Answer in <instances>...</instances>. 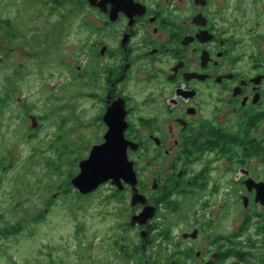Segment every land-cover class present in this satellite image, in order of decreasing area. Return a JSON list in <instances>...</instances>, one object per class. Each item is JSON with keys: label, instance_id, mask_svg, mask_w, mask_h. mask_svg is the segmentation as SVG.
<instances>
[{"label": "rangeland", "instance_id": "374dc122", "mask_svg": "<svg viewBox=\"0 0 264 264\" xmlns=\"http://www.w3.org/2000/svg\"><path fill=\"white\" fill-rule=\"evenodd\" d=\"M236 16L239 49L260 40L264 50V0L247 3ZM244 25L249 28H241ZM102 28V15L75 3L65 7L52 0H0V264H138L130 253L139 245L143 227L131 226L140 207L132 206L130 189L114 197L117 188L103 185L80 197L70 183L105 130L96 117L102 113L106 67L112 61L100 55V49L102 43L116 48L118 34L109 29L104 41ZM93 41L97 52L87 58ZM124 87L136 117H149L162 106L155 105L161 92L150 71L131 77ZM173 160L181 166V158L156 161L152 153L138 158L137 188L151 195L153 178H158L160 191L173 190L167 181L172 173L159 167L171 168ZM222 184L221 202L227 192L225 180ZM64 188L71 193H63ZM188 198L192 205L187 208H196L201 221L210 220L215 207L199 204L204 198L199 191L187 197L174 189L176 210L160 205L149 222L156 230L149 232L155 243L146 249L147 257L157 251L163 257L185 253V217L194 219V212L185 215ZM151 199L155 201L156 194ZM242 220L241 207L232 203L217 218L216 233L222 237L214 235V245H228L223 237L239 229ZM18 225L22 228L16 234L5 233L4 228ZM252 225L240 239L235 237L236 245H261ZM163 229L171 231L168 240L159 234ZM209 240L202 237L198 245ZM178 258L185 264L183 254Z\"/></svg>", "mask_w": 264, "mask_h": 264}, {"label": "flooded vegetation", "instance_id": "af4514ba", "mask_svg": "<svg viewBox=\"0 0 264 264\" xmlns=\"http://www.w3.org/2000/svg\"><path fill=\"white\" fill-rule=\"evenodd\" d=\"M52 1L65 7L75 3L102 15L104 41L109 29L118 34L116 48L101 45L100 55L112 61L106 67L108 86L102 113L96 117L105 130L102 140L88 151L105 142L109 128L103 116L114 102L124 101L125 139L137 147L128 148L135 166L138 158L150 153L156 161L181 158V166L178 160H173L171 168L159 166L172 173L167 181L173 190L185 191L187 197L199 191L204 198L198 203L215 207L210 220L201 221L196 208H187L192 205L189 198L185 202V215L194 212L193 220L185 217V243H189L182 253L185 264H264V206L256 202V185L264 184V50L259 48L260 40L256 41L259 45L253 42L249 49H239L236 16L253 0ZM89 48L87 58L97 52V43L93 41ZM145 71L159 80L161 94L156 96L155 105L162 106L149 117H136L124 83ZM92 73L96 74L95 68ZM157 180L153 178L156 185L151 194H156L155 201L138 189L159 212L163 204L156 203L165 191H160ZM223 180L227 192L221 202ZM107 185L113 187L111 182ZM129 189L132 193L131 186L125 185L124 190ZM236 202L241 207L242 223L236 231H226L228 236L223 238L228 245L217 241L216 246L213 236L222 237L216 233L217 218ZM139 207L141 213L143 207ZM252 223L261 245L255 241L249 247L236 245L235 237L240 239ZM152 227L150 224L147 230ZM202 237L210 240L198 245Z\"/></svg>", "mask_w": 264, "mask_h": 264}, {"label": "water", "instance_id": "95a60500", "mask_svg": "<svg viewBox=\"0 0 264 264\" xmlns=\"http://www.w3.org/2000/svg\"><path fill=\"white\" fill-rule=\"evenodd\" d=\"M103 121L109 128L104 137L105 142L92 147L89 156L80 162L79 172L72 177L70 183L82 196L96 192L109 182L119 191H123L125 185L131 186L132 206L142 205L143 207L141 213L132 216L131 226L143 227L140 235L146 239L145 250L149 235L147 227L149 222L155 218L157 207L148 205L147 197L141 194L137 188L138 177L135 163L128 156L129 146L133 149L137 147L125 139V130L128 125L125 122L124 101L114 102L103 116ZM37 127L38 123L34 117L33 128ZM256 187V202H260L264 206V184L256 185ZM189 236L195 238L194 234ZM182 237L185 239L188 236L184 233Z\"/></svg>", "mask_w": 264, "mask_h": 264}, {"label": "trees", "instance_id": "16d2710c", "mask_svg": "<svg viewBox=\"0 0 264 264\" xmlns=\"http://www.w3.org/2000/svg\"><path fill=\"white\" fill-rule=\"evenodd\" d=\"M111 82H112V80H111ZM9 166H11V165H9ZM72 176L73 175H70L69 181H70ZM164 191H165V194H164L163 198L160 199V201L158 203H156V205H159L160 203H162V204H165L168 209L176 210L177 204L175 203V200L172 199L173 190H168V188H165ZM115 192L116 193L113 195L114 197L120 191L118 189H116ZM63 193H71V189L70 188H68V189L64 188L63 189ZM90 195H88V196H90ZM79 196L80 197H84V196H81V195H79ZM88 196H86V197H88ZM21 228H22L21 225L10 226V227L4 228V231H5L6 234H8V233L16 234L19 230H21ZM155 230H156V227H152L150 229V233L155 232ZM141 231L142 230H140L139 235L141 234ZM159 234L162 236V238L164 240H168L169 237H170L171 231L167 230V229H163L162 231H160ZM183 234H182V236H183ZM140 237H141V235H140ZM147 239H148V243L146 245V249L148 247H152L154 245V243H155V241L152 238H148L147 237ZM145 244H146V239H143L141 237V241H140L139 245L136 244L134 246V248L131 250L132 252L130 253V255H131L132 258L138 257V264H151V263L152 264H182V262L178 258V255L180 256L182 254L180 252L179 253H173V254L171 253L172 256L163 257L161 251H157L155 253L150 254L147 257L146 251H145L146 249L144 250Z\"/></svg>", "mask_w": 264, "mask_h": 264}, {"label": "bare ground", "instance_id": "6f19581e", "mask_svg": "<svg viewBox=\"0 0 264 264\" xmlns=\"http://www.w3.org/2000/svg\"><path fill=\"white\" fill-rule=\"evenodd\" d=\"M38 121V120H37Z\"/></svg>", "mask_w": 264, "mask_h": 264}]
</instances>
